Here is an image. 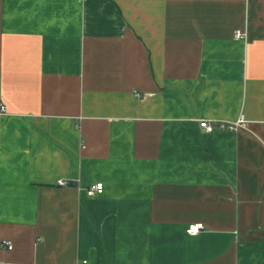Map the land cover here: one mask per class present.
Here are the masks:
<instances>
[{"label": "crops", "instance_id": "crops-1", "mask_svg": "<svg viewBox=\"0 0 264 264\" xmlns=\"http://www.w3.org/2000/svg\"><path fill=\"white\" fill-rule=\"evenodd\" d=\"M1 107L0 264H264V0H0Z\"/></svg>", "mask_w": 264, "mask_h": 264}, {"label": "built area", "instance_id": "built-area-1", "mask_svg": "<svg viewBox=\"0 0 264 264\" xmlns=\"http://www.w3.org/2000/svg\"><path fill=\"white\" fill-rule=\"evenodd\" d=\"M233 38L237 41L246 40L247 35H246V33L242 32L240 30H236L233 32ZM0 112L2 114L5 113V108L1 107ZM200 127L205 133H212L215 130L212 122L207 121V120L200 121ZM245 127H246V123L242 118L238 119L235 122H218L217 123V128L221 131L237 132L239 130L244 129ZM0 157H1V153H0ZM57 185L60 187H66L67 182L58 181ZM102 193H103V184H101V183H97V184L92 185L86 189V195L88 197H94L97 195H101ZM203 230H204V226L202 224H192V225L187 226L185 233H186V235H188L190 237H195V236L199 235ZM38 241H40V239H38ZM2 247L6 248L8 250L12 249V245L9 242H2Z\"/></svg>", "mask_w": 264, "mask_h": 264}, {"label": "water", "instance_id": "water-1", "mask_svg": "<svg viewBox=\"0 0 264 264\" xmlns=\"http://www.w3.org/2000/svg\"><path fill=\"white\" fill-rule=\"evenodd\" d=\"M68 187H75V183L74 182H69L68 183Z\"/></svg>", "mask_w": 264, "mask_h": 264}]
</instances>
